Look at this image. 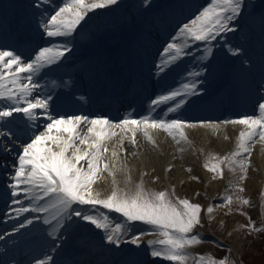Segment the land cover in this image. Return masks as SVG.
Segmentation results:
<instances>
[{"label":"snow or ice","instance_id":"obj_1","mask_svg":"<svg viewBox=\"0 0 264 264\" xmlns=\"http://www.w3.org/2000/svg\"><path fill=\"white\" fill-rule=\"evenodd\" d=\"M117 2L118 0H65L54 14L46 18L44 28L49 37L68 36L75 32L90 10L107 8ZM245 7V0H213L209 6L203 8L199 15L179 29L185 43L174 42L168 46L169 49L175 50L173 60L177 59L180 54H187L185 46L188 41L210 42L221 33L233 31V21L240 16ZM211 50L209 48L207 51L211 52ZM235 52L239 53L240 49L236 48ZM63 56L64 51L59 48L42 47L34 59L25 61L14 50L0 49V98L12 101L0 107V120L11 117L12 120L8 123L15 124L14 128L0 129V151L6 154L15 152L18 160V164L12 165L13 196H19L21 186H23L25 194H32L40 200L52 197L55 201L52 205H38L34 210L49 212V208L53 207L64 219L69 216L80 217L81 220L103 229L108 234V242L112 245L124 243V237L127 234L131 235V243L144 244L141 237L147 233L144 231L130 232V229L135 228V222H145L153 226L164 237L159 241L147 242L152 245L151 255L164 257L177 264H187L190 256L186 249L202 241L201 235L194 233V229L197 225H202L201 213L204 206L188 198L173 197L168 190H148L143 181L132 191L121 189L115 177L118 170L122 168L128 170L127 157L121 159L119 155L120 152L126 151L123 148L124 139H129L135 145L137 143L136 133L142 130L145 137L155 144L156 141L149 133V129L152 128L166 130L174 138H179L177 141L179 142V140L188 139L185 132L186 127L200 125L211 126L215 129L221 123L244 125V130L239 132L235 150L222 158L215 157L217 162L205 164L211 172L222 176L223 169L220 165L226 161L234 173L229 187L244 192L245 189L241 182L247 178L248 167L252 163L249 159L253 151L252 145L257 140L264 142V102L258 103L255 115H243L235 120L225 119L224 121L201 118L165 119L153 116L112 120L106 115H60L58 113L52 115L51 97L42 98L40 95L33 97L34 85L30 82L23 83L19 73H37L46 65L55 64ZM32 78V75H29L27 79L31 81ZM198 91V85H187L182 90L160 96L154 103L158 105L162 102L176 101L175 107L168 110L176 113L188 104L189 97L197 95ZM177 97L181 99L177 100ZM21 101L24 106H21ZM14 113H23L27 119H22L21 123H15ZM40 116L47 118L42 130L37 128ZM116 129L122 133L117 143L118 150L115 148L110 150L106 141L117 135ZM129 133H131L130 136ZM23 137L27 139L20 145V150H17L12 140L19 141ZM6 139L8 143H2ZM82 145L84 147H81ZM109 152L111 155L106 156L105 154ZM168 168L170 170L172 165ZM105 173L112 176L115 188L106 198H101L100 193L94 190L93 184ZM155 179L158 180L159 177ZM128 180L131 181L130 174ZM234 199L242 204L251 203L249 198L226 194L222 198V204L230 205ZM81 205L103 206L114 210L121 213L129 223L127 226L117 223L116 230L113 231L107 216L90 214L87 207L81 208L79 207ZM214 207L207 208L209 218H211ZM20 211H29V209ZM229 211H231L230 208ZM48 222L51 223V220ZM57 222L60 223L59 220ZM32 223V220H28V224ZM244 227L250 231L261 230L250 217L249 223ZM157 244L164 247L158 249ZM50 261L49 257L48 260H40L38 264H50ZM197 264H231V262L228 258L206 259L201 255Z\"/></svg>","mask_w":264,"mask_h":264},{"label":"bare ground","instance_id":"obj_2","mask_svg":"<svg viewBox=\"0 0 264 264\" xmlns=\"http://www.w3.org/2000/svg\"><path fill=\"white\" fill-rule=\"evenodd\" d=\"M12 0L9 4V9H5L7 4V0H3L0 2V12L2 13H8V15L4 16V18L7 20L6 24H11L12 20L15 21V25L13 27V32L15 33V40H11L9 42H6V45L11 46L17 54H20L22 58L27 61L29 59V53L31 47L35 44V41L32 37L33 35H36V33L41 32V35L43 37H47L46 46L45 47H56L58 48L60 43H63V45L66 48V51L75 50V39H73L70 36H62V37H49L47 35V32L45 28L43 27V21L46 17H49L46 15V12H48V8L50 7L51 0ZM55 8V7H54ZM130 10L132 11L133 8L130 7ZM98 11V9L90 10L88 12V16L91 17L93 14H95ZM107 10L104 8L100 9V18L104 19L106 15ZM177 16V11L172 12L170 14L169 18L162 17V19H157V22L154 24L150 23L149 21H146L144 23V27L140 30V35L144 37V41L147 43L145 45L142 43V46H145L148 48L145 50L146 54L154 56V51H157L159 45L161 49L163 48V42L162 39L164 37V34L168 33V30L173 26L175 19ZM120 21L112 23L110 25H106L103 32L104 37L103 39H108V41H111L112 37H122L125 40L126 46L128 45H134L135 40L133 38H130L131 35H136L135 32L138 31L137 24H132V26H129L126 22V19L122 22V25L120 26ZM120 26V27H119ZM156 26V27H155ZM39 27V28H38ZM233 31H229L227 33H221L219 36H217L216 41L219 44L224 45L227 42L233 41L234 42V48H236V45L239 46V37L242 33L248 30V27L245 25V22L242 20L241 17H238L236 20L233 21ZM7 26L5 27V29ZM259 28H264V22H260ZM151 32V34H149ZM73 35V33H72ZM75 35H73L74 37ZM231 36V37H230ZM155 37V38H154ZM111 38V39H110ZM176 40L181 39L180 34H176ZM102 39V40H103ZM255 43L258 45L259 49H262L264 47V43L259 38H254ZM41 41H43V38H41ZM129 41V42H128ZM236 42V43H235ZM88 43V42H87ZM110 43V42H109ZM173 43V41L171 42ZM205 43L202 41H193L192 44L187 43L185 46V52L186 55L191 54L192 50L197 48V52L200 51L203 48V45ZM98 46V45H97ZM116 46V45H114ZM98 48V47H97ZM99 49L101 51L97 52L98 56H105L107 55V52L110 53L113 62L111 64L119 65L118 61L121 58V53L117 50H115L111 45L107 44L106 40H103ZM98 50V49H96ZM106 50V51H105ZM148 50L150 51L148 53ZM65 51V52H66ZM133 51H135L133 49ZM165 51L169 52V56L174 54V49L166 48ZM38 52V51H37ZM128 54L129 50L127 49ZM160 52V54H162ZM211 52H208L206 50L205 55L202 58L197 57V65L195 67L201 68L204 65H209L207 69L213 70V68H219L226 71V66L222 64V66H218L216 64H213L209 60V56L211 55ZM220 54L225 56V64H229L233 66L234 68H237L240 66L243 59H246L245 56L249 55L247 52L243 53V51H240V55H237L236 52L233 53V56H230L229 51H221ZM37 54V53H36ZM133 54V53H132ZM184 54H180L177 59L173 60L172 58V65L173 63L176 65L178 62L183 63L186 61V56H182ZM170 56V57H172ZM250 56V55H249ZM30 58L34 59L35 55L31 56ZM64 58V56L62 57ZM169 58V57H168ZM195 59V60H196ZM165 58H163L164 62ZM68 61L73 63L75 60L71 57H67V60H62L61 66L64 64L63 62ZM52 65V64H51ZM15 67V66H14ZM174 67V66H173ZM167 70L163 71H171L169 67H166ZM175 69V68H174ZM46 71L49 75H54V71L50 68V65H46L44 68H42L37 73H28V72H21L19 73L20 79L23 83H32L34 85L32 96L40 95L42 98L43 96L41 90H42V84L39 82V79L42 77V72ZM207 71V70H206ZM163 72H156L158 77L162 78L161 75ZM29 75H32V80L29 81L27 78ZM202 78L206 81L207 78L203 75ZM196 78L198 75L195 76ZM199 80H202L199 78ZM38 81V85H37ZM172 82V81H171ZM169 82V83H171ZM6 86L7 85V82ZM260 86L264 88V81L259 80ZM45 91V89H43ZM157 92V91H156ZM249 93V92H245ZM165 95V92L162 91L161 94L158 96ZM235 101V100H234ZM12 101H9L4 98H0V107H3L4 105L10 104ZM21 106L23 105V101H21ZM166 112H169L166 110ZM52 113V111H51ZM14 117H16V121L19 123L22 122V119H27L23 113H14ZM53 115V114H52ZM88 116V115H86ZM170 118L172 116L169 115ZM168 117V116H167ZM184 117L181 114L177 115V118ZM46 117L40 116L39 117V124L37 125L38 129H41L46 122ZM134 119H138V117H135ZM12 120L11 117H5L3 120H0L1 127H11V125L8 123V121ZM245 126L239 124V123H228V124H220L218 128H212L211 126H200L197 125L196 127H186L185 132L187 133L188 139L187 140H179V138H174L171 134H169L164 129H149L150 135L153 137V139L156 141L155 144H153L151 141H149L143 131H137L136 133V141L137 143L134 145L130 142L129 139L125 138L123 142V148L126 150L125 152H120L119 155L121 159H124L127 157L126 164L128 166V170H124L123 168L121 170L117 171V175L115 177L116 182L118 183L119 187L122 188L123 185L125 186H131L132 182L144 180L147 185L154 186V185H162V183L171 182L175 183L176 185H179L182 181L185 182V187L188 190L189 188H199L204 184V181L207 180L208 174L206 171L201 169V166H195V168H192L193 170H188L189 166L193 165V160H195V155L199 153L202 159H211L217 156V149L221 150V147L218 146H225L227 147L231 143V147L233 145L236 146L238 141L239 132L244 130ZM117 135L114 137H111L106 141L107 147L112 150L116 149L118 150L117 143L119 137L122 135L119 129H116ZM131 133H129V136ZM226 135H229V139L225 138ZM14 147L17 150H20V145L22 143L12 142ZM253 153H252V159L254 162V165L259 168V170L264 173V142H261L259 140L256 141L255 144L252 145ZM81 147H84L83 145ZM3 151H0L2 153ZM135 153V155H133ZM15 155V152H13ZM106 156H110L111 152L106 153ZM200 161H197V164H199ZM172 165V169L169 170L168 166ZM129 174L131 175V181L128 180ZM155 177H159L158 183H154ZM199 178L200 181H197ZM230 177L232 179H227V183H222L221 186L226 189V186H229L230 181L234 178V173L232 172ZM191 179L187 182V179ZM93 184V188L95 191L100 193L101 198H106L111 191L114 190L115 185L113 184V178L111 175L105 173L100 177V179L97 180ZM220 185V184H215ZM4 186L2 187V189ZM13 191V190H12ZM42 194V192L40 193ZM4 195L6 197L5 201L8 199H11V206L9 208V219L12 220L14 224V231L13 233H19V235L25 236L22 240L29 241L30 239L34 238H40L41 240L47 241V245L49 246V250L47 251L46 257L44 260H48L49 257L51 260L58 259L65 254H67L70 250L73 249L74 252L78 253L80 252V247L78 244L80 242H86L89 244V247H98L102 249L103 251H108L109 254H111V260L116 261V245H112L110 243V246H107L106 248H102V245H107V233L104 232L103 229H100L96 227L95 225L90 224L88 221H83L80 219V217L76 216H69L67 219H64L62 215L57 211L56 208L50 207L49 212H36L34 209L39 206H50L55 201L52 197H46L44 200L38 199L37 196H34L32 194H25L23 191V186L21 187V194L19 196H13L12 194H9L6 192V189L4 188ZM20 197V198H19ZM75 207V206H74ZM81 208L87 207L90 214H94L97 216H107L109 218V221L112 225V230L115 231V225L117 223H122L123 218L121 215H119L117 212L104 208L102 206H79ZM21 209H29V211H20ZM8 211V210H7ZM22 219V220H21ZM28 220H32V224H28ZM51 220V223L48 221ZM60 221L58 223L57 221ZM62 225V226H61ZM70 229L68 232L66 229ZM82 231V229H84ZM19 229V231H17ZM29 234H33L31 236H28ZM64 236V239H62ZM47 237V238H46ZM58 243H57V239ZM60 241V243H59ZM237 243L240 245L241 240L238 239ZM152 247V245H148L147 248H143L138 252H133L134 254L131 255V262L139 261L140 263L143 259L140 257H143L144 259L147 258L148 253L147 250ZM130 254V253H129ZM43 255V254H42ZM146 255V256H145ZM71 256H75V254H72ZM140 258L139 260H137ZM150 262L146 261L142 262V264H149ZM38 264V262L36 263Z\"/></svg>","mask_w":264,"mask_h":264},{"label":"rangeland","instance_id":"obj_3","mask_svg":"<svg viewBox=\"0 0 264 264\" xmlns=\"http://www.w3.org/2000/svg\"><path fill=\"white\" fill-rule=\"evenodd\" d=\"M11 1L12 0H7V2H5L7 4L5 9H9V4ZM169 1L178 2L181 0H135V2H133V0H118L117 4L109 5L107 8H104L107 10L104 17V20L106 22L98 21L97 23H94L92 26H94L95 28H93L92 31H97L99 29L103 30L106 25L115 23L119 21L120 18V24L122 23V21L130 17L129 21L131 23V26L132 24L142 25L143 18L150 14L155 6L159 5L161 7H164L166 5L165 3ZM202 1L203 4H211L213 2V0ZM256 2H260L262 4L263 0H245V9L248 7L247 12L251 10V13L248 15L246 13H241L239 17H244L246 22H248L249 18L256 19V21L263 19L261 15L264 14V12H261L262 14L258 13L260 8H257ZM191 4L192 0H184L182 5L187 6ZM130 7L133 8L132 11H129ZM100 9H98V11H100ZM165 11L166 9L163 11V13ZM199 13L200 12L197 11V14L192 19L199 15ZM3 14L7 13H0V17ZM52 14H54V12ZM3 20L7 22L5 18ZM85 20H87L86 17ZM190 21L191 19H186L184 24L189 23ZM101 26L104 27L96 29ZM180 37L181 39L174 40L175 43L184 44L185 40L181 33ZM228 136L229 135H226L225 138L229 139ZM218 147H221V150L217 149L216 157L222 158L233 152L236 146L233 145V147H231L230 143V145H228L227 147L223 145H220ZM252 148H254V146ZM253 152L254 151H252V153ZM7 155H9L7 161L11 164L12 167V165L14 164L13 162H15L14 158H12V152L8 153ZM194 157L195 160H193L192 162L194 164L189 166V168L187 169L193 170L192 168H195V166H201L200 168L206 171L208 174L207 180H205L204 184H202V186L199 188H189L187 190L184 181H182L179 185L167 181L166 183H162L161 186H158L156 184L158 183V180L155 179L154 183L156 185H154L153 187L147 185L144 180H140L132 182L131 186L129 187L123 185L121 189L132 191L141 181H143L148 190H168L170 195L173 197L179 196L181 198H188L194 203H200L204 206L201 213L202 225H197V227L194 229V233H198L201 235L202 241L198 244L190 245L186 249V252L190 256L187 264H197L198 258L201 255L205 256L206 259L228 258L231 264H264V173H262L259 168L254 165L251 155L249 159L252 161V163L248 167V176L244 181L241 182L245 191L240 192L238 189L229 186H226L225 189L221 186V184L227 183V179H232V177H230L232 171L228 167V163L226 161L221 163L220 167L223 169V175L221 176L219 173H213L205 167L206 163L217 162L215 157L211 159H202L199 153H197ZM197 161H200L199 164H197ZM13 174L14 172L12 171L10 173L11 178ZM194 179L197 178L195 177ZM190 180V178L187 179V182ZM197 181H200V179H197ZM13 182L14 181L12 180L11 183ZM97 182L98 181H96V183ZM215 184L220 185L214 186ZM226 194H231L234 197L242 196L245 198H249L251 203L242 204L239 200L234 199L230 205H223L222 198ZM209 206H215L214 211L211 214V218H209V215L207 213V208ZM229 208L231 209V211H229ZM118 214L122 216L121 213ZM249 217L252 221L256 222L257 228L261 229L260 231H250L248 228L244 227V225H247L249 223ZM122 218L123 221L121 224L129 223L126 221V218H124L123 216ZM133 231L146 232L147 234L141 237V239L145 243L142 245L133 244L131 243V235L127 234L124 237V243L121 244L126 249L133 248L135 250H141L148 247V241H159L161 239H164V237L158 231H156L153 226L148 225L145 222H135V228L130 229V232ZM238 239L241 240L240 245L237 243ZM156 247L159 249L163 248L164 246L157 244ZM151 251L152 247L147 250V260H149V264H177V262L169 261L164 257L152 256Z\"/></svg>","mask_w":264,"mask_h":264}]
</instances>
